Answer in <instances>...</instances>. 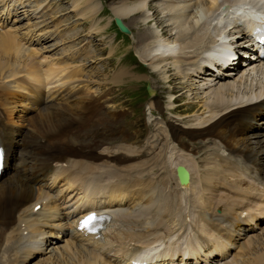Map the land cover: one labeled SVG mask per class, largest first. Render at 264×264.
<instances>
[{"label":"bare ground","instance_id":"1","mask_svg":"<svg viewBox=\"0 0 264 264\" xmlns=\"http://www.w3.org/2000/svg\"><path fill=\"white\" fill-rule=\"evenodd\" d=\"M22 1L23 0H18V3H22ZM71 1L73 7H78L79 4L84 7V9L82 8L83 10H79V14L82 12L83 15L85 14L86 16V13H89L90 19H93L94 15H96L99 10L97 4L101 5L99 0ZM159 1L161 2L162 0ZM164 1V9H169L170 11H166L167 14L163 15L162 13L164 12V9H159L161 18H159L158 10L157 12H153L152 2H150V0L116 1L117 3L112 2V4L109 5V9L112 15L121 17L127 25H131L132 22L136 23L139 19L142 21L143 25L152 23L157 28V32L147 29L148 31L139 32L138 36H136L138 49L137 55L140 60L151 68L153 73L160 74L159 72H161L160 75L162 77L167 78L168 76L169 78L174 70L180 73V75L182 72V77H186L191 84L195 85L196 88L200 90L198 92L199 94H197V91L194 93L191 92L194 94V96H192L195 100H192V98L190 100L195 102L194 107L197 109L200 108L201 112L199 114H194L189 123L191 122L194 123L193 125H198L207 121L216 113V110H220L230 102L234 101V99L240 101V84L241 81L249 79V74L244 73L243 76L241 74L237 75V72L242 70V66H239L237 71H235L233 62L232 66L228 68L230 70H226L227 68L222 67H214L211 62L212 59L203 56L202 51L204 49L210 51L212 48H216V45L218 44L214 40L216 39V33L220 31L221 27L212 22V20L220 19L228 12V10L225 12L223 8V10L214 15L212 19L205 17L204 20L200 22L199 18L196 17V14L198 13L197 10L201 9L205 14L208 12H215L219 0ZM262 7L264 8V6ZM146 19H148L147 22H145ZM234 19L236 20V18ZM208 24L210 27H208ZM168 26L174 30L175 39L180 41L177 47L171 52V59H169L171 65L169 66L166 61L167 56L157 51L158 48L153 47L155 41H159L158 43L160 45L168 43L164 37L162 38L158 36L159 29L161 30V33H166V37L169 36L171 28H167ZM244 27L250 28V26L246 24V21L241 17L239 19V24L235 27L234 31L225 33V39H227V41L223 45L226 50L232 48L231 46L236 42H248L251 40L248 36V31L242 29ZM4 28L6 29L7 27ZM10 29L12 30L13 28L10 27ZM28 34L29 33H27V35ZM233 37L238 38V41H235ZM22 43L23 42L20 41V38L18 41V38L11 33H0V76H8L12 78V84L25 88L26 91L25 93L15 91L9 95L5 91V84L0 85V89H2L0 90V144H2V140L5 138L8 143L7 149L10 150L9 152L14 153L13 155H10L6 161V164L9 166L10 175H8L6 179L0 181V240L5 248L13 247L14 243H18L19 233L12 225L25 216V203L35 196L36 191L43 190V183H38V181L44 178L51 181V183H57L61 180L66 186L76 189L79 188L81 194H79V196L77 195L78 198H75L74 200V202L78 200L76 203L78 207L79 202L81 205L93 203V198H95L97 204L100 205L101 201L100 199H97L100 194L102 196H104V194L107 196L106 202L109 206H118L124 199L126 203L127 201L132 200L133 196L137 195L140 197L143 196V194L144 198L140 199L143 203L147 204L150 200L149 198L159 197L161 193V177L167 173L168 166L174 167L176 164L180 163L185 166V168L192 171L191 158L188 154L196 157L199 149L204 150L202 153H206V157H210L217 147L223 145H226L227 147H235L240 150L252 149V151L261 148V153H264V148H262L261 145V142L264 143V133L260 139L255 137L258 132L264 130V100L255 103V106L249 107L251 103L248 105L243 104L242 106H236L228 113H221L202 131L194 128V126H188L185 128L180 124V122H183L181 119L188 120L186 119L185 114L181 116L180 120H176L167 118L165 113L159 111L163 118L160 122L162 125V131H160L159 135L160 140H154L155 144L153 142L151 145L146 146L141 150L142 152H138V155L141 153L155 152L156 154L154 156L156 158H152L151 161L154 163L159 162L161 164L160 166L163 167L160 169L158 177L154 176V179H152V176L146 177L143 175L142 178L141 174L139 176L137 173L142 171L144 164L148 160L140 161L138 163H126L134 158V155H132L133 152H131L133 149L129 146V148H126V145H121L120 148L117 147L120 149L119 151L111 149L106 153H97L102 149L97 152L94 150L95 147L100 146L93 139L92 134H96L98 129L96 121L103 119L99 114V108L106 109V113L109 115V118H111L108 121L109 123L106 124L107 127L113 124V122H117V120L120 121L124 115L121 113L120 118L117 119L118 116L115 114V109L112 105H110V107L108 105V97L102 93H90L91 91L88 86L85 85L81 88H74V91L69 90V87V91L66 89V93L61 97L58 92L56 94L48 93L49 96L42 97L36 82H46L55 74H57V77L59 73L64 78H68L71 75L68 74V71H64L66 69L64 68L62 60H59V63L56 62V65L52 64V67H42L40 62L32 59L28 54H26L27 57L21 58V55L24 54L22 53V50L24 49ZM27 52H29V50ZM41 52L40 54H44ZM253 55L257 54L254 51H251L250 53L243 51L242 54L239 55L240 61L245 64L251 63ZM261 58L262 56H256L255 60L257 63L254 64L253 62L254 65L251 63L253 65L251 67L252 69L260 68ZM203 59L206 60L205 63H203ZM262 65L263 64H261V67ZM211 67L215 68V72L217 71L218 75H216V73L214 75ZM227 71H231L235 77L224 75ZM18 72H21L22 76H17ZM163 72H165L167 76L164 75ZM73 73H78V71L74 70ZM123 74H129L135 78L138 77L132 72L130 73L124 68H121V70L118 69L112 73L108 81L112 85L116 84ZM145 78H147V76H145ZM190 79L196 80L195 83L197 85L192 83V80L190 81ZM214 79L215 81L213 82ZM164 80L170 81L167 79H163V81ZM249 80L247 81V84L252 82ZM199 82L200 88L198 84ZM149 83L151 84V82ZM243 84L244 85H242L241 88L245 87V83ZM188 85L190 86V84ZM174 89V92L179 93L177 88ZM166 92L167 91H165V93ZM249 94L250 93L244 95L241 94V97L245 98ZM94 95H96V98ZM201 97L202 100H204V98L206 100L201 101ZM22 98H27L30 102V113L24 117L25 126H18L19 128L17 127L14 132L11 122L4 118L11 116L10 112L14 103L18 101L21 103ZM148 103H151V107L154 109H159L156 99H150ZM198 103L202 105L200 106ZM205 111H207L208 115L204 117ZM258 118L261 119L260 124L258 122L254 124L255 120ZM120 128L121 127L115 128L114 131H116L118 138H115L113 135L114 138L119 139L122 142L133 143V141H135V134H132L133 139L129 140V137H132L130 132L128 134L126 126L124 125V129L120 130ZM108 130L110 131L111 129ZM181 135H184L189 140L193 141V144L201 143V147L196 149L192 143L190 144L189 142L182 140L180 138ZM114 138H112V140ZM179 138L181 142L179 141ZM63 141L68 143L61 147L58 146V144ZM169 141L176 144L178 147L172 144H170V146L180 151L184 156H180V153L175 155V157L170 156L169 158L166 156L165 151L169 147ZM76 142H78L80 146H86L87 148H79V151H69L70 149L77 148L72 144ZM91 143H93V145H91ZM120 151H127L128 154H130L123 155L122 153H119ZM77 153L80 154L74 156ZM249 155L250 153L247 151L243 154L244 157H248ZM262 157H264V155ZM260 158L258 162L256 161L257 163L255 162L248 166V168L252 170L253 176L258 177V179L264 177V164L260 165L263 162L260 161ZM53 161H64L65 165L54 164L52 163ZM211 161L214 163V159ZM141 163V166H137ZM167 164L168 166H166ZM11 168H16L15 172H13ZM121 168H123L122 173L117 171V169ZM20 171L24 175H17L16 172ZM109 174L123 175L129 188L120 187L115 184L106 187L103 180L104 176ZM22 176H25V178H22ZM246 183L247 182L244 180H239L237 182L238 185H246ZM182 187L188 188L191 194H195L196 189L193 171L189 177V184H185ZM52 202L53 199L49 197V203ZM178 202L179 200L176 199L174 204H178ZM128 208L127 211L122 212L121 217L124 219V222H127V224L131 226L130 233L137 235H145L149 233V229L144 227L141 221V208L138 207L136 210H132L131 205H129ZM179 212L180 211H178V213ZM53 216L54 213L49 215V217ZM201 216L206 217V214L201 213ZM27 225L29 227L28 237L31 239L35 237L37 231H42V224L37 223L31 217H27ZM125 231L126 233H129L128 229ZM155 236L156 234L153 235V237ZM111 237L112 240L105 242V248L102 245H98L97 257H94L92 252L88 253L92 258L96 259L98 264H103L102 260H99L102 257L107 259L108 264H120L115 261H110L108 256L114 255V257H116L115 254L121 253V234L115 229L112 231ZM117 239L118 242L113 244ZM39 240L44 241V243L49 242L47 237H41ZM262 240L264 241V239ZM262 240L258 242L260 246L258 251L247 253L246 255L239 254L237 259L229 264H264V247H262L264 244H261ZM33 249H35V247ZM24 252L28 254L31 253V250L24 249ZM43 261L44 260L40 261V263H38V261L37 263L49 264V262H52V264H56L57 262L62 261L61 264H72L63 256H61V261L53 260L52 258H49V261ZM96 261L87 260L86 264H95ZM123 263L128 264L125 260H123Z\"/></svg>","mask_w":264,"mask_h":264},{"label":"rangeland","instance_id":"2","mask_svg":"<svg viewBox=\"0 0 264 264\" xmlns=\"http://www.w3.org/2000/svg\"><path fill=\"white\" fill-rule=\"evenodd\" d=\"M7 1L8 2H11L12 0H5V2L4 3H2L1 1H0V8H4L5 7V5L7 4ZM69 1H70V6H71V9H72V11H73V14H74V17H75V19H73L72 17H71V12L72 11H68V3H69ZM100 1V0H99ZM102 2H103V4H105L106 2H108L109 0H101ZM119 2V1H121V0H110L108 3H107V6H108V8H109V5L110 4H112V2L113 3H117V2ZM159 1V0H158ZM158 1L157 0H150V2H152V9H153V12H157V10H158V15H159V18H161V14H160V10H162V9H164V4H165V1L163 0V3H162V8H160V7H158ZM33 2L35 3V2H40V3H42V4H44V6L43 7H41L40 8V10H38L37 12H35L34 13V16L33 15H31V13H29V11L31 10V8L33 7V5L32 6H30L29 8H28V6L27 5H25V6H27V7H24L23 9H22V11L20 12V14L17 16V17H12L11 16V18L9 19V21H7L6 23H5V25H3V24H1L0 23V26H2V27H0L1 29H0V31H2L3 30V28L4 27H7V28H9L10 29V27L11 28H13L12 30H14L17 34H20V35H26V37L28 36V35H30L32 32H33V30H34V28H35V33L36 32H38V29H39V26L41 25V29L43 28V27H45V29H47V32H49V33H52V34H54V35H52V34H50V35H52V36H54V37H56L57 38V41L60 43V42H63L64 41V39L63 38H61V35H62V27L61 26H68V27H70L69 28V30H68V32H67V34L69 35V37H70V40L72 39V37H75V36H77V30L79 29V34H81V33H85V31H86V29H88V25H89V29L90 30H93V31H95V30H98V29H100V28H104V26L108 23L109 24V20H110V16L109 17H107V19L105 20V16H107V15H109L110 13H111V11H109L108 9H106V8H103L101 11H99V13L97 14V16L96 17H99L100 19H102L101 20V22H103L104 20H105V23L104 24H98V19H96V18H93V19H90V14L89 13H86V16H85V14L83 15V13L81 12L80 14H79V10L81 11V10H83L84 9V7H82V6H80V4H79V6L77 7H73V5H72V1L71 0H33ZM148 2V1H147ZM3 4V5H2ZM5 4V5H4ZM154 4H155V6H154ZM9 5V4H8ZM154 6V7H153ZM166 6V5H165ZM83 8V9H82ZM25 9V10H24ZM73 9H78V10H73ZM146 9H147V7H146ZM160 9V10H159ZM155 10V11H154ZM165 10L166 9H164L163 11V15L164 14H167V12H168V10L169 9H167L166 11L167 12H165ZM75 11V12H74ZM170 11V10H169ZM110 12V13H109ZM152 12V11H151ZM152 12V13H153ZM42 13L44 14V15H42ZM79 15L80 17H77V15ZM112 14V13H111ZM26 15V16H25ZM158 18V17H157ZM158 18V19H159ZM155 21V20H154ZM164 22H165V18H164ZM12 23H14V24H12ZM97 23V24H96ZM152 24V23H151ZM9 25V26H8ZM10 25H12V26H10ZM14 25H15V27H14ZM141 25H143L141 22H136V23H134V22H132L131 23V25H130V27H131V29H132V34L134 33V44L136 45V47H137V42H136V36H138V34H139V32H146V31H148L147 29H140V28H143V26L142 27H140ZM90 26H92V27H90ZM18 27V28H17ZM38 27V28H37ZM71 27H76V28H71ZM94 27V28H93ZM138 28V29H137ZM167 28H171V27H167ZM5 29V28H4ZM30 29V30H29ZM90 30H88L87 32H89ZM136 30V31H135ZM154 30V29H153ZM154 31H158V30H154ZM174 30L171 28V32H170V35L169 36H167V37H170V36H174V32H173ZM41 32H42V34H45L42 30H41ZM169 32V31H168ZM173 32V33H172ZM7 33V32H6ZM27 33H29L28 35H27ZM97 32H92V33H90L89 32V34L88 35H90L89 37H83V35H79L78 36V39L80 38L81 39V41H79V42H77V41H74L70 46H69V49H67V47L65 46L64 47V50H62V49H60V45H57L56 43H55V45L52 43V38H48V39H46L47 37L46 36H42L41 37V34L39 35L40 36V38H39V36H38V33H36V36H38V37H36V40L38 41L37 43H36V41H35V43H33V44H30L32 47H34V49L36 50H38L37 51V53H38V57H40L41 55L42 56H44V57H46V58H50V57H52V56H55V55H58V54H62V55H60V56H55V57H53V59H48V60H46V59H44V63H45V66H42V67H52V64H55L56 65V62L57 63H59V60H62V62L64 63L63 65H64V68L66 69V70H64L65 72H69L68 74H70L71 76L70 77H68V78H66L65 77V79H67L69 82H71V81H74V80H76L77 79V77H79V79L80 80H78V82L80 81L81 83L79 84V85H77V86H80V87H82L84 84H85V86H86V84L87 83H82V79L84 78V74H86V73H89V74H91V76L93 77V78H95L97 81H99L100 83H102L103 81H104V79L102 78L103 77V75L105 74V73H107V64H109L111 61L110 60H108V63L106 62V60H105V58H104V54L103 53H105V49H104V47H105V45H104V43H105V39L108 37V35H110L109 33H102L101 35H100V37L97 35L96 37L94 36L95 34H96ZM106 34V35H105ZM132 34H131V36H129L128 38L129 39H131L132 38ZM173 34V35H172ZM46 35H49V34H46ZM102 35H104V36H102ZM15 36V35H14ZM16 37V36H15ZM54 37H53V39H54ZM99 37V39H97ZM34 38V37H33ZM45 40V41H41V40ZM26 40V39H25ZM25 40H21V38H20V41L21 42H24ZM86 40V42H85V44H82V42H84ZM111 40H112V37H110V39H108V42H111ZM18 41H19V38H18ZM55 42V41H54ZM115 43H116V45H119V50H123L124 49V46H123V44H124V42H121L120 40H118V41H115ZM40 45H42L41 47H40ZM91 46H93L92 48H94V53L91 55V57L92 56H98V57H94L95 59H97L98 61H96L95 62V60H94V58H91V59H89L90 57H82V55H81V52H84L88 47H91ZM97 48V49H96ZM42 52H41V51ZM44 50V51H43ZM135 50H136V48H135ZM138 50V49H137ZM112 49H110L109 50V53H108V55H110L111 53H112ZM40 52L41 53H44V54H40ZM83 55H89V53H82ZM82 57V59H80ZM101 57V58H100ZM77 58V63H79V65H77V64H75V63H73V64H68V60H72V59H76ZM86 59H89V60H86ZM100 59V60H99ZM124 59H127V57H125L124 58V56H123V58H122V60L121 61H119V64H122L123 66H125L126 68H128L129 70H130V73L132 72V69H131V63L130 62H127V61H124ZM138 59V58H137ZM90 60H94V61H90ZM111 60H113V59H111ZM43 60H41V59H38V62H42ZM123 61V62H122ZM170 62V61H169ZM60 64H62V63H60ZM168 64V66L169 65H171L170 63H167ZM133 65H134V67L136 68V70L138 71V70H142V68L139 66L138 67V62L137 61H134L133 60ZM78 66H81V68H82V74L80 75V69H79V67ZM68 67V68H67ZM172 67V66H171ZM97 68H101V69H97ZM121 68H123V67H120V68H117V66H116V64H113L112 65V68H109V73H108V80H109V78L111 77V74L112 73H114L115 71H117L118 69L119 70H121ZM69 69V70H68ZM173 69V68H172ZM74 70H76V71H78V73H73V71ZM95 72H97V73H95ZM164 73V75H166V73L165 72H163ZM175 76H174V75ZM56 75L57 74H55L53 77H56ZM136 75V74H135ZM154 75V76H153ZM182 72H181V75H180V73H178L176 70H174L173 71V73L172 74H170V77L168 78V76H167V78H165V77H162L160 74H155V73H153L152 71H151V73L150 74H148V75H146L147 77H149V79L151 78L152 79V81L151 80H149V82H151V85H152V88L153 87H156V86H158L159 87V93H161L162 95L163 94H165V91H175V89L174 88H177V90H179V93H182V91H183V89L185 88V87H187L188 85V82L186 83H184V81L186 80V77H182ZM59 76H61V74L59 73L58 74V76L57 77H59ZM123 76H130V77H133L132 75H129V74H127V75H124L123 74ZM156 76V77H155ZM76 77V78H75ZM167 79V80H170L171 79V77H172V79L170 80V81H166V80H164L163 81V79ZM180 77V78H179ZM71 78V80H69ZM159 78V79H158ZM183 78V79H182ZM185 78V79H184ZM120 79H121V77H120ZM120 79L118 80V82L120 81ZM175 79V80H174ZM176 82H178V83H176ZM183 82V83H182ZM55 83V81H53V82H50V83H48L47 85H45V86H43L42 87V89H43V91H45L48 87H51L53 84ZM105 84V83H104ZM117 84V83H116ZM167 84H172V85H170V86H168ZM199 84V88H200V82L198 83ZM98 85V84H97ZM106 85H104V87H105ZM97 87V86H96ZM69 88V87H68ZM68 88H66L67 89V91H69V90H71V87L69 88V90H68ZM125 88H127L126 87V84L123 86V87H121V86H118V89H116V92L118 93V95H117V98H116V100L117 101H121V105L122 106H124V108H126V112H125V110H124V108H122V111L120 110V109H118V108H114L115 109V114H116V116H118V118L117 119H119L120 118V114L122 113V115H125V113H126V115H125V118H128V121H130L131 123H132V126H131V129L133 130V133H131L130 131H128L127 130V132H128V134H129V132H130V135H131V137H132V134H134V133H138V136H137V138H136V141L137 142H140V147H144V146H146L147 145V141H146V138H147V135L150 133V129L152 128V129H154L155 128V126H151L149 123H147V122H151V121H154V120H161L160 118H159V116L158 115H151L150 116V119H148V114H147V110H146V106H145V104H144V101L146 100V99H148V98H150V97H152V98H154V96H156L157 95V92L154 90L153 91V95L152 96H150V97H147L146 95L142 98L143 100H140V101H138V100H133V101H130V97H132V96H134V95H137V94H139V92H140V86L139 85H137L135 88H133V89H126L125 91H124V89ZM196 90H194L192 93H194V92H196L197 91V94H199L198 92L200 91L199 89H197L196 87H194ZM77 89V88H76ZM154 89V88H153ZM81 90V89H80ZM103 90H105V88H103ZM72 91H74V90H72ZM83 91H84V89H83ZM160 91H163V92H160ZM202 91V90H201ZM96 93H99V94H105V91H98V90H96L95 91ZM50 93V92H49ZM59 93V92H58ZM64 93H66V91L65 92H63V93H61V94H59L60 95V97L64 94ZM90 93H93V92H90ZM127 93V94H126ZM191 93V95H188V92H185V89H184V91H183V93L181 94V95H183V99L182 100H180V101H178L176 104L178 105V107H179V109L182 111V110H189L190 108H184L185 106H190L188 103H187V101L190 99V97L192 98V100H195V99H193V96H194V94H192ZM48 95V94H47ZM130 96V97H128V96ZM193 95V96H192ZM94 97L96 98V95H94ZM107 97V96H106ZM196 98V97H195ZM107 99H109L108 100V102L112 99V96H110V97H108ZM201 99V101H205L206 99L204 98V100H202V97L200 98ZM150 100V99H149ZM56 101V100H55ZM54 101V102H55ZM167 101V100H166ZM200 102V101H199ZM167 103H169L168 101H167ZM167 103L165 104V107H167ZM201 103V102H200ZM200 103H198V104H200ZM150 104V105H149ZM170 104V103H169ZM168 104V105H169ZM105 105V104H104ZM109 105V107H110V105H112V104H108ZM147 105L149 106V107H151V103H147ZM194 105V104H193ZM202 104H200V106H201ZM106 106V105H105ZM113 106V105H112ZM105 112L107 111L106 109H103ZM154 110H156L158 113H159V115L161 116V113L160 112H162V113H164L163 111H161V110H157V109H154ZM160 111V112H159ZM201 112V110L200 111H192L191 110V112H189L188 114H186V119H192L193 118V115L194 114H199ZM19 115V114H21V109H20V107H19V105H17L16 107H15V109L13 110V112H12V116H13V119H15L16 118V115ZM166 114V116H167V118H171L172 117V114H170V113H165ZM178 115H180V114H178ZM183 115V114H182ZM181 115V116H182ZM180 116V117H181ZM187 116H192L191 118H188ZM123 118V117H122ZM86 119V118H85ZM111 118H108V121L110 120ZM148 119V120H147ZM173 119V118H172ZM97 120V119H96ZM100 120H102V119H100ZM156 122V121H155ZM109 122H107V124H108ZM126 123H128L127 121H126ZM156 124H157V132H155V134H154V140H160V138H159V135H160V131H162V129H161V124H158L157 122H156ZM112 125V126H111ZM111 125H109L108 127L107 126H104V128H103V132L101 133V135L100 136H103V137H105V134L106 133H108V134H110L111 136L109 137V139L110 140H112V138H114V136H115V138H118L117 137V134H116V131H114L115 130V128L116 127H121L120 128V130L121 129H124V123H123V120L121 119L119 122L117 121V122H113V124H111ZM114 125V126H113ZM25 125H23V127H24ZM112 127V128H111ZM114 127V128H113ZM160 127V128H159ZM186 128V127H185ZM108 129H111L110 131L108 130ZM113 129V130H112ZM113 133V134H112ZM114 135V136H113ZM113 136V137H112ZM112 137V138H111ZM87 138H88V135H87ZM114 138V139H115ZM113 139V140H114ZM133 139V137L132 138H130L129 137V140H132ZM179 141L181 142V140H180V138H179ZM136 145V144H135ZM119 148H120V146H119ZM126 148H129L128 146L126 147ZM143 149V148H142ZM142 149H133L131 152H133V154L132 155H134V157L135 156H137L140 152H142L141 150ZM95 150V149H94ZM109 150H111V149H104V151L103 150H101L100 152H97L96 150H95V152H97V153H106L107 151H109ZM113 150V149H112ZM170 150V149H169ZM200 150V149H199ZM69 151H79V148H74V149H70ZM139 152V153H138ZM202 152H204V150H202ZM119 153H122L123 155H126V154H128V152L127 151H120ZM80 153H77V154H75L74 156H77V155H79ZM130 154V153H129ZM128 154V155H129ZM177 154H179V153H176L175 155H177ZM203 154H206V153H203ZM120 155V154H119ZM175 155L174 156H172V157H175ZM202 156V155H201ZM200 155H196V157H197V159H198V157H201ZM206 156V155H205ZM132 160V159H131ZM145 160H148V158H146ZM145 160H142V161H145ZM259 160V159H258ZM258 160H257V162H258ZM256 162V163H257ZM260 162V161H259ZM264 164V161L260 164V165H263ZM120 165V164H119ZM126 165H128V164H126ZM142 165V163L140 164V165H137V166H141ZM137 166H133V167H137ZM139 174V176H140V174H141V176H142V178H143V173H142V171L139 173H137V175ZM145 176V175H144ZM147 177V176H146ZM145 177V178H146ZM170 182V181H169ZM63 183V182H62ZM79 196V195H78ZM75 198H78L77 196L75 197ZM97 199H100V198H97ZM74 202V201H73ZM178 211H179V209H178ZM177 211V212H178ZM261 244H264V241L262 240V242H261ZM262 247H264V245L262 246ZM241 259H242V257H241ZM241 259H239V260H241ZM42 260H44L43 262H45L46 261V259H42ZM42 260H40V261H42ZM40 261L38 262V263H40ZM38 263H35V264H38ZM56 264H59V263H56ZM237 264H239V263H237Z\"/></svg>","mask_w":264,"mask_h":264},{"label":"snow or ice","instance_id":"3","mask_svg":"<svg viewBox=\"0 0 264 264\" xmlns=\"http://www.w3.org/2000/svg\"><path fill=\"white\" fill-rule=\"evenodd\" d=\"M93 219H94V216H92V215H89V216L85 217V218L81 221L80 226H81V227H87V226L91 223V221H92Z\"/></svg>","mask_w":264,"mask_h":264},{"label":"water","instance_id":"4","mask_svg":"<svg viewBox=\"0 0 264 264\" xmlns=\"http://www.w3.org/2000/svg\"><path fill=\"white\" fill-rule=\"evenodd\" d=\"M122 27L125 29V27L122 25ZM177 171L180 172L181 171V167L178 166Z\"/></svg>","mask_w":264,"mask_h":264}]
</instances>
